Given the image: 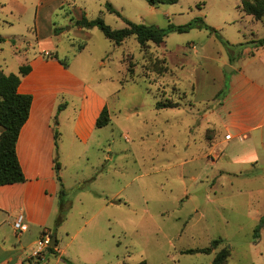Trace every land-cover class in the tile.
Returning a JSON list of instances; mask_svg holds the SVG:
<instances>
[{"label": "rangeland", "instance_id": "374dc122", "mask_svg": "<svg viewBox=\"0 0 264 264\" xmlns=\"http://www.w3.org/2000/svg\"><path fill=\"white\" fill-rule=\"evenodd\" d=\"M65 1L55 19L63 25L59 52L83 73L84 84L105 96L110 123L87 144L62 124L57 141L66 193L62 221L51 223V234L35 227L19 232L0 210V263L10 258L12 264H211L227 248L226 264H264V220L253 240L264 219V176L232 178L225 181L231 188L216 195L199 181L215 168L209 166L212 159L203 158V142L212 143L214 130L201 125L202 115L221 97L211 99L216 75L227 72L222 64L231 62L232 48L264 36V23L241 12L240 0H179L157 7L144 0ZM106 4L120 17L107 12ZM82 16L100 17L116 30L128 20L165 31L202 18L216 33L166 31L160 46L140 47L134 37L116 46L97 28L78 33L75 22ZM6 30L0 22V36ZM17 39L16 46L0 44L4 72H16L23 53L36 49L35 37ZM80 46L84 49L76 51ZM160 101L179 107L157 110ZM53 235L50 253L40 243ZM213 240L220 243L210 254H184Z\"/></svg>", "mask_w": 264, "mask_h": 264}, {"label": "crops", "instance_id": "0c3cea01", "mask_svg": "<svg viewBox=\"0 0 264 264\" xmlns=\"http://www.w3.org/2000/svg\"><path fill=\"white\" fill-rule=\"evenodd\" d=\"M65 3V0H0V22L7 26V36H1L4 42L0 44L16 46L17 36L27 35L35 37L37 45L32 52L28 49L23 53L13 73L17 74L21 66L30 69L18 86V93L32 96L28 119L16 143V156L25 181L0 187V210L13 223L22 215L27 229L35 227L41 234H51L49 226L58 207L59 186L53 171L55 131L59 133L62 124H67L74 138L87 144L94 133L98 134L100 129L95 122L107 106L104 95L84 84V75L76 66L73 68L67 62L64 67L58 62L66 57L60 54L56 41L63 25L55 19ZM76 30L84 33L78 27ZM27 46L31 48L29 42ZM229 59L231 62L227 59L222 64L230 66L228 72L221 69L216 75L218 88L211 99L223 91L220 100L202 115L201 128L210 126L214 130L212 143L203 142V158L212 159L209 166L215 168L199 181L213 195L231 188L225 181L232 178L249 179L251 173L264 176V47L241 46L232 51ZM0 70L5 75L11 74L1 66ZM58 152L59 146L57 157ZM107 159L103 157L104 162ZM12 262L7 258L0 264Z\"/></svg>", "mask_w": 264, "mask_h": 264}, {"label": "trees", "instance_id": "16d2710c", "mask_svg": "<svg viewBox=\"0 0 264 264\" xmlns=\"http://www.w3.org/2000/svg\"><path fill=\"white\" fill-rule=\"evenodd\" d=\"M149 6L157 7L160 5H173L179 0H144ZM240 11L245 15L250 16L256 21L264 23V0H240ZM106 10L109 13L116 14L120 17V14L114 10L110 4H106ZM126 26L122 29H111L106 25L100 17L94 20H87L82 16L79 20L75 22V26L82 30H91L97 28L103 36L112 42L114 45L119 46L125 40L130 37H134L140 47H145L148 43L160 46L164 43L166 37V31H174L177 33H187L193 28L204 29L210 33H216V30L209 27L202 18H196L192 22L184 26H173L169 25L167 30L158 29L153 26H146L142 24H134L128 20H125ZM4 39L0 36V43H3ZM226 44V43H225ZM228 45V44H227ZM248 45L253 48L264 47V36L256 41L249 42ZM229 46V45H228ZM83 47H79L76 51L82 50ZM235 49V48H234ZM233 48L230 50L232 53ZM58 62L67 67V60H58ZM164 67L161 70V74L165 73ZM30 69L28 66H21L17 74L5 75L0 70V187L8 186L18 183H23L25 181L22 169L18 162L16 156V143L20 134V131L24 124L26 123L32 103L31 95H24L18 93V86L20 84V79L29 73ZM223 93L220 92L216 95L218 97ZM179 105L169 102H157L155 108L157 110L162 109H173L178 108ZM110 116L106 107H103L101 113L95 122V127L101 129L109 125ZM59 133L55 131L54 133V145L56 154L53 159V171L55 173V179L59 186L58 200L60 206L58 207V214L54 222L59 224L62 221V210L63 205L61 204L62 197L65 196V189L59 175L60 164L57 157V141ZM263 218L259 220L258 225L253 231L254 243L257 242L259 237V229L263 224ZM56 242V241H55ZM220 240H213L210 246L204 249H188L184 251V254H195L203 253L210 254L216 249ZM48 251L54 253V250L49 247ZM229 257V250L227 248H222L219 250L211 264H226ZM137 264H146L145 261H141Z\"/></svg>", "mask_w": 264, "mask_h": 264}, {"label": "built area", "instance_id": "2783aa9c", "mask_svg": "<svg viewBox=\"0 0 264 264\" xmlns=\"http://www.w3.org/2000/svg\"><path fill=\"white\" fill-rule=\"evenodd\" d=\"M13 229L15 231H19V232H23L27 229L26 225L24 224L23 222V216L22 215H19L14 223H13ZM50 245V240H49V237H45V239L40 243V246L41 247H44V246H48ZM41 250V248L39 247L37 252H34V254L36 255L39 251Z\"/></svg>", "mask_w": 264, "mask_h": 264}, {"label": "water", "instance_id": "95a60500", "mask_svg": "<svg viewBox=\"0 0 264 264\" xmlns=\"http://www.w3.org/2000/svg\"><path fill=\"white\" fill-rule=\"evenodd\" d=\"M225 69H227V72H228V69H230V68H228V67H225ZM226 72V73H227ZM55 241H56V238H55V235H53L52 237H51V242H50V247L51 248H54L55 247Z\"/></svg>", "mask_w": 264, "mask_h": 264}]
</instances>
